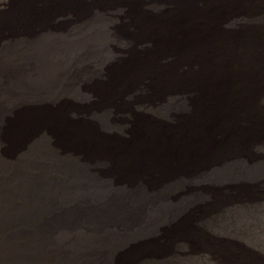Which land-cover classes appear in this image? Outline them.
I'll return each instance as SVG.
<instances>
[{"label": "rangeland", "instance_id": "obj_1", "mask_svg": "<svg viewBox=\"0 0 264 264\" xmlns=\"http://www.w3.org/2000/svg\"><path fill=\"white\" fill-rule=\"evenodd\" d=\"M5 47L30 69L58 54L77 120L111 116L136 151L100 175L126 210L103 264H264V0H0Z\"/></svg>", "mask_w": 264, "mask_h": 264}, {"label": "bare ground", "instance_id": "obj_2", "mask_svg": "<svg viewBox=\"0 0 264 264\" xmlns=\"http://www.w3.org/2000/svg\"><path fill=\"white\" fill-rule=\"evenodd\" d=\"M80 46L73 42L68 50ZM9 50L0 49V264H103L96 252L112 254L114 247L97 236L122 222L126 210L103 193L100 175L111 154L119 155L112 165L126 170L138 162L136 151L112 143L111 116L77 120L71 98L87 96L58 54L33 56L30 69L23 55L4 56ZM21 97L33 103L16 111ZM88 196L101 202L93 205ZM78 228L90 234L66 232Z\"/></svg>", "mask_w": 264, "mask_h": 264}]
</instances>
